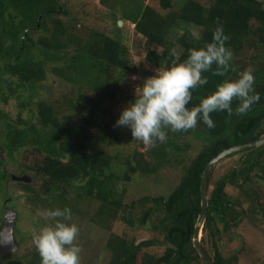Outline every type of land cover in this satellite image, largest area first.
<instances>
[{
	"label": "trees",
	"instance_id": "1",
	"mask_svg": "<svg viewBox=\"0 0 264 264\" xmlns=\"http://www.w3.org/2000/svg\"><path fill=\"white\" fill-rule=\"evenodd\" d=\"M101 1L118 18L133 24L136 34L144 38L145 60L157 68L165 66L173 53L178 54L180 60L185 59L189 48L203 46L211 40L212 31L218 25L223 26L229 37L225 45L234 55L244 45L260 48L253 54L260 60L253 70L254 91L260 98L244 115H229L226 111L211 113L215 124L211 129L198 121L195 128L169 131L165 142L145 146L143 151L127 143L119 145L115 123H101L93 118L94 114L105 111L99 108L101 101L116 100L113 97L122 89L121 79L135 68L129 51L119 39L121 26L117 21L114 22L115 35L96 29L81 35L77 32L75 16L63 20L58 16L67 13L59 0H0V102L7 104L8 100H14L17 109L16 116L12 117L0 107V216L3 218L6 200L12 202L15 198L6 191V182L12 175L6 165L13 164L23 149L33 148L38 160L37 171L42 174L39 191L48 197L55 196L59 202L69 196L85 200L92 220L102 228L109 229L117 217L130 227H134L135 221L143 223L149 220L148 216L154 217L149 225L161 233L163 251L157 255L142 251L139 256L141 249L158 243L157 240L148 238L135 242L110 233L105 242L109 251L107 264H205L192 243L194 223L200 211L203 169L223 148L253 140L264 133V0H207L206 3L179 0L176 6L172 0H158L163 11L144 0ZM188 25L199 29L197 36L188 30L182 33L175 30ZM234 59L225 74L227 78L235 79L240 72L241 63ZM47 64L58 80L73 86L78 98L67 99V109L87 108L86 123L96 127L92 132L80 124H71L70 117L59 115L61 112L46 98H37L39 83L47 79ZM203 75L208 77V82L192 90L193 99L188 107L198 104L200 97L209 94L225 78L212 71ZM88 93L92 95L87 96ZM32 102L35 109L26 106ZM236 104L234 100V111ZM25 109L27 113L23 114ZM187 134L194 135L203 145L184 166L175 186L164 195L141 196L140 210L131 212L135 203L133 200L123 202L126 187L118 191L117 182L129 185L136 173L157 172L174 158L172 155L187 150L188 143L183 140ZM239 152L245 153L239 168H231L212 189L208 188L211 170L207 176L202 239L210 242L219 237L218 222L227 230L244 216L241 200L240 203L232 201L225 185L240 184L241 188L251 180L253 169L264 175V142L227 156ZM23 185L32 190L30 183ZM252 195L249 192L248 199L253 204ZM238 205L240 211H237ZM252 208L258 211L255 205ZM126 211L130 216H124ZM211 258L216 264H226L216 248ZM6 264H41V258L34 249L29 257H12Z\"/></svg>",
	"mask_w": 264,
	"mask_h": 264
},
{
	"label": "rangeland",
	"instance_id": "2",
	"mask_svg": "<svg viewBox=\"0 0 264 264\" xmlns=\"http://www.w3.org/2000/svg\"><path fill=\"white\" fill-rule=\"evenodd\" d=\"M111 0H105L109 2ZM174 1V6L177 5L179 0ZM202 3H206L207 0H197ZM60 4L67 10L66 15L60 13L58 16L63 20L65 18H76L77 32L81 35H85L89 29L102 30L110 35H115L114 22L118 18L107 5L101 0H59ZM147 4L153 6L160 11L158 0H144ZM165 11V10H164ZM121 20V19H120ZM121 30L118 33L120 41L129 51L134 63V72H129L127 77L121 79V88L113 98L115 101L109 102L103 100L99 104V108H104V112L94 114L95 121L109 122L114 124L116 117L119 115L120 110L125 106L126 102L134 97L135 87H139L143 78L151 75L153 69L157 68L150 65L144 58V52L142 51V45L144 38L136 34L133 29V24L129 21L121 20ZM177 33H182L188 30L192 35L197 36L199 29L193 25H188L186 28H176ZM36 35V33H34ZM251 46V45H250ZM249 45H244L240 52L233 54L234 60H239L241 63V69L251 67L253 70L256 65L259 64V58L253 57V54L259 52L260 48ZM262 52V50H261ZM260 52V53H261ZM128 54V57H130ZM46 80L39 83L37 91V98H46L51 102L56 111L61 112L59 115L66 114L70 117L71 124H80L85 130L95 129L96 127H90L86 123L85 116L87 108L78 106L74 111L67 109L66 100L69 98H78L75 94V90L72 85L58 80L49 71V64L45 65ZM135 76V79H133ZM131 85V87H129ZM92 95L88 93L87 96ZM27 104L28 108L35 109L34 105ZM0 107H4L12 117L16 116V107L14 100H8L7 104L0 102ZM26 109L23 114H26ZM100 113H102L100 115ZM264 125V120L262 122ZM117 142L119 145L127 143L131 147H136L138 150L143 151L144 145H138V140H133L130 130L125 126H115ZM188 143L187 150L184 152L172 155L174 158L168 162L167 165L161 167L157 172L153 174H134L132 179L128 182L118 181V191L122 188L125 195L123 202L130 203L132 200L135 203L131 212L136 213L140 210L139 198L143 195L156 196L158 194H166L177 183L184 166L189 160L202 147L203 143L192 134H187L183 137ZM33 148H25L19 152L17 158L13 161V164H7L6 170L12 175L28 177L27 181L15 180L10 177L6 182V191L15 198L11 202L6 200L8 208H12L15 211V230L14 237L18 242V245L14 250L5 252L0 256L1 264H6L7 260L12 257L27 258L31 252L35 249V246L31 239V229H38L46 221L41 216V213L46 209L68 207L71 209L70 222L77 224L79 228L77 243L81 247L80 264H107L109 257V251L105 245L110 233H114L120 236H126L128 239H132L138 242L142 239H154L158 243L151 244L139 252L147 251L150 254H160L164 245L161 243V233L154 231L149 225L150 219L143 223L134 222V227H130L129 224L119 217L114 219L109 229L102 228L96 221L92 220V213L89 211L87 204H84L85 200L78 201V198L69 196L64 202H59L54 199L55 196H47L39 191V184L42 179V174L37 171L35 159L36 154ZM171 152V151H170ZM3 157L4 153L2 152ZM245 156V153H236L231 156H224L219 159L212 167L209 177L208 188L215 187L216 181L231 168H239L240 161ZM242 163H244L242 161ZM243 165V164H242ZM241 165V166H242ZM251 180L249 183L243 184L240 188L239 185L227 183L224 187L226 193L232 201L242 203L245 209L244 216L237 225H230L227 230L222 228V224L218 222V226L221 229L219 237L213 242L209 239H202L203 232L201 231L200 241L204 250L207 251L211 257L214 255L215 248L219 251L221 256L226 261V264H264V175L262 176L257 169H253L250 172ZM240 181V179H238ZM22 183V184H21ZM30 183L32 190H28L23 184ZM249 192L253 194V204L258 207V211L252 208L254 205L248 199ZM80 200V199H79ZM11 202V206L9 203ZM13 203V204H12ZM144 202L143 204H148ZM142 204V205H143ZM141 205V208H142ZM237 211H240V205L237 206ZM135 215V214H134ZM124 216H130L128 212H124ZM2 216H0V224ZM204 236V235H203ZM140 258V257H139Z\"/></svg>",
	"mask_w": 264,
	"mask_h": 264
},
{
	"label": "clouds",
	"instance_id": "3",
	"mask_svg": "<svg viewBox=\"0 0 264 264\" xmlns=\"http://www.w3.org/2000/svg\"><path fill=\"white\" fill-rule=\"evenodd\" d=\"M228 39L223 26L218 25L212 31L211 40L203 46L189 48L185 59L180 60L173 53L165 66L153 69L135 87L134 97L120 110L115 126L127 127L133 140L154 147L157 142L167 140L169 131L195 128L198 121L210 129L215 127L210 115L213 112L246 114L260 97L254 91L251 67L240 71L235 79L225 76L233 60L232 50L225 45ZM208 71L225 78L209 94L200 97L198 104L188 107L193 99L192 90L208 82V77L203 75ZM234 100L237 101L235 111ZM71 215L68 207L46 209L41 213L46 223L31 229L41 264H80L79 228L70 222Z\"/></svg>",
	"mask_w": 264,
	"mask_h": 264
},
{
	"label": "water",
	"instance_id": "4",
	"mask_svg": "<svg viewBox=\"0 0 264 264\" xmlns=\"http://www.w3.org/2000/svg\"><path fill=\"white\" fill-rule=\"evenodd\" d=\"M117 24H121V20H117ZM264 142V133L250 141H246L240 144H233L226 148L220 150L217 154L212 156L206 163L200 180V211L197 215V218L194 223V230L192 235V243L195 247L197 253L201 257L202 261L205 264H216L213 259L207 254L204 250L203 246L201 245L200 235L202 231V226L206 214V207H207V176L211 167L222 157L226 156L229 153L236 152L239 150H244L246 148H250L253 146H257ZM12 179L15 180H22L27 181L28 177L26 175L22 176H10ZM4 215L2 218V223L0 227V256L5 254V252L12 251L18 245L14 237V230H15V211L12 208L5 207Z\"/></svg>",
	"mask_w": 264,
	"mask_h": 264
}]
</instances>
